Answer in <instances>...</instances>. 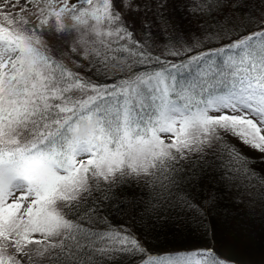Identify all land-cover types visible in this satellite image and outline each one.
<instances>
[{"label":"snow or ice","instance_id":"snow-or-ice-1","mask_svg":"<svg viewBox=\"0 0 264 264\" xmlns=\"http://www.w3.org/2000/svg\"><path fill=\"white\" fill-rule=\"evenodd\" d=\"M256 164L264 0H0V264H234L210 217L264 221ZM109 209L202 242L153 255Z\"/></svg>","mask_w":264,"mask_h":264},{"label":"trees","instance_id":"trees-1","mask_svg":"<svg viewBox=\"0 0 264 264\" xmlns=\"http://www.w3.org/2000/svg\"><path fill=\"white\" fill-rule=\"evenodd\" d=\"M169 14L175 17L176 23L187 33H198L199 24L195 19L189 20L181 11L170 6ZM218 42L214 41L209 47L215 48ZM237 144L241 151L250 156L257 153ZM212 165L210 176L220 187L224 177L220 175L224 171L227 161L220 158L209 159ZM257 171L264 172V165L256 164ZM262 170V171H261ZM191 194L197 200H202L204 192L200 188L191 189ZM229 209L231 211L229 212ZM111 222L116 227L131 226L140 237L145 247L155 254H176L185 250H191L201 244V236L191 228L179 223L169 222L155 229L144 228L135 215L129 216L126 211L109 209ZM211 227L216 232L215 248L221 256L233 261L234 264H264V221L259 216L246 218L243 213L237 214L231 198L225 197L220 207L214 210L210 217Z\"/></svg>","mask_w":264,"mask_h":264},{"label":"rangeland","instance_id":"rangeland-1","mask_svg":"<svg viewBox=\"0 0 264 264\" xmlns=\"http://www.w3.org/2000/svg\"><path fill=\"white\" fill-rule=\"evenodd\" d=\"M255 153H256V152H255ZM249 154H250V157H255V156L252 154V152H251V151H250V153H249ZM257 155H259V154L257 153ZM257 155H256V156H257ZM261 171H262V170H261ZM260 173H261L262 175H264V172H260Z\"/></svg>","mask_w":264,"mask_h":264}]
</instances>
